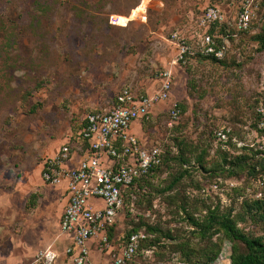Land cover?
I'll list each match as a JSON object with an SVG mask.
<instances>
[{"label":"rangeland","instance_id":"rangeland-1","mask_svg":"<svg viewBox=\"0 0 264 264\" xmlns=\"http://www.w3.org/2000/svg\"><path fill=\"white\" fill-rule=\"evenodd\" d=\"M234 1L0 0V264H29L49 246L58 253L54 264H73L63 255L68 241L58 228L65 199L60 186L42 181L43 161L62 144L76 142L86 114L110 108L124 87L156 92L164 69L172 72L169 97L132 130L171 155L180 143L192 162L204 150L205 168L194 164L172 190L158 191L181 170L170 161L146 195L135 192L133 201L125 200L109 237L114 249L93 247L92 258L111 264L112 253L138 226L146 240L125 264H199L203 252L217 249L211 264H229L232 246L244 249L220 233L199 239L188 216L201 221L218 207L245 217V201L259 188V172L248 173L255 162L251 151H243L246 159L235 175L220 170L224 153L213 133L230 128L233 146L225 150L231 156L242 146L256 149L262 134L256 106L264 87V46L256 36L264 33V0H254L251 29L228 42L222 62L196 56L176 62L172 43L177 32L197 46L205 8L216 5L229 14ZM111 16L130 19L112 24ZM175 106L180 116L172 120ZM147 224L159 232L149 233ZM239 226L250 236L264 233L248 218Z\"/></svg>","mask_w":264,"mask_h":264},{"label":"built area","instance_id":"built-area-1","mask_svg":"<svg viewBox=\"0 0 264 264\" xmlns=\"http://www.w3.org/2000/svg\"><path fill=\"white\" fill-rule=\"evenodd\" d=\"M257 8L254 0H235L229 14L216 5L208 6L198 19L201 33L197 46H192L177 32L172 34V43L177 50L175 61L184 63L198 53L223 59L228 42L251 29ZM121 19L111 16L110 22L124 24ZM211 27L214 30L210 33ZM157 75L160 86L156 92L139 94L130 86L124 87L110 108L86 114L76 142L62 144L43 161L42 181L65 189L67 203L60 218L59 231L68 240L63 253L73 264H99L91 260L93 247L101 253L114 249L109 230L123 206L122 191L161 162L160 147L145 145L130 130L133 122L148 121L152 107L169 97L171 70L164 69ZM256 114L259 118L257 135L262 130L256 150L264 155V87ZM169 116L172 120L178 119L180 109L173 107ZM230 132V128L218 129L215 135L219 141L226 142ZM80 149V159L77 165H73V155ZM257 183L262 191L264 172L259 175ZM254 196L260 198L264 192H257ZM145 237L143 232L132 233L118 248V253H112L111 264H125L132 260L140 240ZM57 256L58 253L49 246L40 250L29 264H54Z\"/></svg>","mask_w":264,"mask_h":264},{"label":"trees","instance_id":"trees-1","mask_svg":"<svg viewBox=\"0 0 264 264\" xmlns=\"http://www.w3.org/2000/svg\"><path fill=\"white\" fill-rule=\"evenodd\" d=\"M211 28L212 29L209 30L210 33L211 31L214 30L213 27ZM256 39L262 46H264V33L258 34L256 36ZM195 56L198 58L209 59L213 62H222V59L203 56L199 53ZM257 125H258V121L256 123V127ZM215 131L213 133L214 139L220 145L219 150L222 151V153H224V155L222 156V163H220L221 164L220 170L222 172H225L228 176L235 175L236 174V171L234 170L235 167L241 168L243 166L241 165V163L244 162V160L246 159V154L244 153L246 152V150L251 151L253 156L255 157V162H253L250 165L248 173L250 175H255L257 172H259L258 174L259 177V175L264 172V155L259 150L247 146H242L239 148L241 149V152L239 154L231 156V154L227 153V150L225 149L228 146H233L232 137H231L232 133L231 132L229 133L228 140L226 142H221L216 138ZM259 131L262 133V130ZM179 148L180 150L173 155H171L169 152L165 153L164 151H162L160 164L152 167L150 171L146 174V176H141L135 179L130 185H128V187H126L122 191L123 206L125 200L133 201L131 196L132 194H136L135 192H139L142 195H146L147 194L146 189L151 187L150 181L156 176L158 172L162 170L164 166L169 167L170 161H174L176 164H178L181 170H179L178 174H176L174 178L162 190L159 189L158 191L163 192V191L172 190L174 186L177 183H179V181L184 176H186V174L189 172L188 169L194 168L195 166L194 164H197V166H199L202 169L205 168L203 165L204 154H205L204 150L197 153L194 156V160L192 162L190 158L191 154L186 155L180 143H179ZM213 171L214 168H211L210 173ZM257 192L263 193L264 189H262L261 191L258 188ZM244 206L246 208L245 217L232 214L231 210L228 211L227 213H221L220 211H218V207L217 208L215 207L212 210L208 209L207 214L203 216V220L201 221H199L194 216H190V215L188 216V220L191 221V224L196 227L197 233L195 234L201 240H204L205 238H208L213 234L220 233L224 236L225 239L234 242L233 244H235V242H239L243 245L244 247L243 250H238L235 245L232 246L231 253L229 256V264H264V233L258 236H250L246 234L243 231V228L239 226V224L243 222L245 218H248L251 223H255V224L257 223L264 227V196L260 198H256L254 196L250 201H245ZM112 228L113 227H111L109 230V237H111L112 235L111 233ZM138 228L139 226L132 228V230H130L126 235V240L132 233L141 232ZM146 230L149 233L159 232V229L157 227L150 226L149 224L146 225ZM145 238L140 240L136 253L138 252L141 243L146 240ZM219 250L220 249H217L214 252L210 250V252L207 253L203 252L202 255L204 260L203 262H199V264L213 263L219 255Z\"/></svg>","mask_w":264,"mask_h":264},{"label":"crops","instance_id":"crops-1","mask_svg":"<svg viewBox=\"0 0 264 264\" xmlns=\"http://www.w3.org/2000/svg\"><path fill=\"white\" fill-rule=\"evenodd\" d=\"M139 121H143V120H138V121H135V122H133V124L131 125V131L137 136V132L136 131H134V130H132V127L134 126V125H137V122H139ZM138 137V136H137ZM139 138V137H138ZM140 139V138H139ZM141 140V139H140ZM141 142L142 143H144L145 145H147L145 142H143L142 140H141ZM81 149H80V151L78 150V151H75V154L73 155V165H77V163H78V161H79V159H80V156H81ZM57 188V187H56ZM59 191H60V197H64V199H65V201H64V206L62 207V209H61V212H60V214H59V216H58V228H59V222H60V218H61V216H62V213H63V211H64V208H65V205H66V203H67V197H66V194H65V189H64V187L63 186H60V188L58 189ZM64 241H68L67 239H66V237H64ZM94 249H92V252H91V260H93V261H95V259H93L92 257L94 256L93 255V251ZM63 255L65 256V254L63 253ZM58 257V256H57ZM66 258H67V256H65ZM68 259L71 261V259L68 257ZM56 260H57V258H56ZM34 261V260H33ZM32 261V262H33ZM96 261H98L99 263H104L105 261H106V259L104 258L103 260L102 259H100V258H97L96 259ZM31 263V262H30Z\"/></svg>","mask_w":264,"mask_h":264}]
</instances>
